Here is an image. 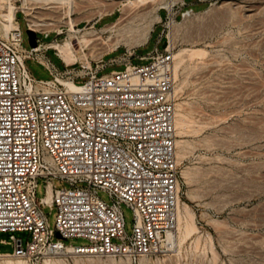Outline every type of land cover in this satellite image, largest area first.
I'll use <instances>...</instances> for the list:
<instances>
[{
	"label": "built area",
	"instance_id": "1",
	"mask_svg": "<svg viewBox=\"0 0 264 264\" xmlns=\"http://www.w3.org/2000/svg\"><path fill=\"white\" fill-rule=\"evenodd\" d=\"M174 5L165 14L172 21L195 13L185 0ZM15 21L0 33V231L9 233L0 242L13 245L0 255L72 250L136 260L162 251L177 230L180 198L173 47H161L160 35L144 54L127 49L120 69L91 61L62 70L40 37L24 45L17 11ZM28 58L49 76H37ZM46 204L57 209L54 228ZM123 204L134 212L131 231ZM73 237L88 242L65 241Z\"/></svg>",
	"mask_w": 264,
	"mask_h": 264
},
{
	"label": "rangeland",
	"instance_id": "2",
	"mask_svg": "<svg viewBox=\"0 0 264 264\" xmlns=\"http://www.w3.org/2000/svg\"><path fill=\"white\" fill-rule=\"evenodd\" d=\"M5 1L0 0V23L7 9ZM85 1L75 3L71 11L67 4L59 10L38 6L27 12L18 8L24 45L31 46L27 32L29 18L40 21L42 17H53L54 23L40 24L35 29L40 40L49 44L53 40L64 41L72 34L70 16L78 23L79 31L75 32L78 35L121 17L111 29L99 30L104 42L94 40L86 49L87 57L79 56L68 63L52 45L47 49L48 55L62 70H78L81 62L90 60L94 67L104 63V71H108L124 66L122 56L127 49L144 54L155 46L160 35L159 45L169 43L175 54L184 47L199 49L194 56L185 55L174 71L177 73L176 112L179 110L183 116L186 113L185 117L192 120L187 121L182 132L178 133L176 128L180 201L189 209L183 210L186 217L183 215L181 226L178 220L174 243L136 260L126 255L68 250L27 257L0 255V264L12 258L26 264H47L46 259L53 257L62 260L58 264H264V0H185L186 3L193 1L190 5L195 13L184 19L178 15L174 21L165 17L166 9L175 2L173 11H176L182 0H148L138 6L130 5L128 0ZM15 2L20 4L19 0ZM153 6L159 8L161 18L155 22L148 40L137 42V36L151 17L146 10ZM112 7V12L105 13ZM0 33L6 35L1 24ZM116 38H120V42L113 48L111 43ZM74 41L76 47H80L77 40ZM133 61L144 60L134 58ZM27 63L37 76H49L34 58H28ZM55 184L68 185L60 180ZM44 194V181L40 179L37 195ZM99 194L108 198L104 190ZM123 210L127 229L131 231L133 209L123 204ZM44 211L54 228L56 207L46 204ZM186 225L194 227L182 239ZM16 234L24 241L30 238L28 231H16ZM0 238H9V233L0 231ZM65 241L88 242L83 237ZM12 249V244L0 242V251Z\"/></svg>",
	"mask_w": 264,
	"mask_h": 264
},
{
	"label": "bare ground",
	"instance_id": "3",
	"mask_svg": "<svg viewBox=\"0 0 264 264\" xmlns=\"http://www.w3.org/2000/svg\"><path fill=\"white\" fill-rule=\"evenodd\" d=\"M16 0H6L5 2H7V9L6 11L2 14L4 17V21H1V26L3 27L4 31H5V34L8 32V30L14 26L15 24H17V22L15 21V16H16V11L17 9L19 8H22L24 9L25 11L29 12L33 7H38V6H41V7H45L48 8V10H59V8L64 5V4H67L68 7H69V11L72 10V6L75 4V3H81V2H84L85 0H19L20 1V4H17L15 2ZM148 0H128V3L130 5H137L141 2H146ZM4 2V3H5ZM86 2V1H85ZM159 2H162V1H159ZM142 4V3H141ZM154 4V3H153ZM77 5V4H76ZM79 5V4H78ZM170 5V4H169ZM252 5V4H251ZM172 6V5H171ZM254 6V5H252ZM6 7V6H5ZM166 7V6H165ZM240 8V7H239ZM248 8V7H247ZM250 8V7H249ZM35 9V8H34ZM64 9V8H63ZM114 9V7L108 9L105 11L106 12H112V10ZM253 9V8H252ZM148 15H151L150 19H149V22L143 26L141 32L139 33V35L137 36L138 37V41L137 42H144V41H147L151 32L153 31L154 29V24L156 21L160 20L161 18V14L159 13V8L158 7H152L151 9L149 10H146ZM26 12V13H27ZM71 13V12H69ZM241 13V12H240ZM254 13V11H252V14ZM249 14V12H248ZM70 15V14H69ZM127 15V13H126ZM240 15V14H239ZM144 16V15H143ZM243 16V15H242ZM1 17V16H0ZM126 17V16H125ZM40 18V17H39ZM121 17H119L116 21H114L113 23L111 24H105L103 26H101L100 28H97V29H92V30H89V31H86L80 35L76 34L75 32L79 31V28L77 26V22L74 21L73 17L70 16L69 17V31L72 32V34H70V36L64 40V41H60V40H53L49 43V45H52L54 47H56L58 49V51L60 52L61 56L68 62L70 63L72 60H75L77 59L79 56L81 57H87V47L89 45H91L94 40L96 39H102L103 41V38H102V35L100 34L99 30H104V29H108V28H112L113 26H115L118 22L121 21ZM132 19V18H130ZM129 19V20H130ZM53 17H42V19L39 20H36V19H33V18H29V26L31 28H34V29H37V26L40 25V24H52L54 23L53 21ZM57 22V21H56ZM50 27V26H49ZM127 28H125L126 30ZM130 29V28H129ZM131 30V29H130ZM129 30V31H130ZM61 32V31H59ZM124 32V31H123ZM124 35V34H123ZM74 39L77 40V42L80 44V47H76L75 45V41ZM243 39V38H242ZM122 40V39H121ZM173 40V39H172ZM126 41V40H125ZM262 41V39H261ZM104 42V41H103ZM119 42H120V38H116V40L111 43V45H113V48H116L118 45H119ZM227 43V42H226ZM110 44V43H109ZM231 44V43H230ZM112 47V46H111ZM254 51V50H253ZM199 52V49L197 48H192V47H184L182 49H180L179 51L176 52V56H177V61L176 64H175V70L174 71H177V67L178 65L180 64V61L183 59V57H185V55H193L194 54H198ZM213 59V58H212ZM219 59V58H218ZM86 61V60H85ZM183 61V60H182ZM203 61V60H202ZM87 62H91L90 60H87ZM208 62V61H207ZM214 67V66H213ZM212 68V66H211ZM177 75V73H175ZM230 78V76H229ZM258 94V93H257ZM259 95V94H258ZM180 107V106H178ZM184 108V107H183ZM178 109V108H176ZM181 109V108H180ZM182 111L184 109H181ZM184 112V111H183ZM177 113V117H176V128H177V131L178 133H180L179 131H181L187 121H192V120H188L185 115L186 113L184 114V116L181 114V112H179V110L176 112ZM191 123V122H190ZM193 124V123H192ZM188 125V124H187ZM190 126V125H189ZM192 126V125H191ZM186 128H189L188 126ZM185 130V129H184ZM183 131V130H182ZM181 131V132H182ZM182 143V140L179 141ZM179 146V145H178ZM183 147V146H181ZM186 147V145H185ZM180 149V148H179ZM181 150V149H180ZM179 150V151H180ZM184 150V149H183ZM186 150V148H185ZM182 153H185L184 151ZM181 153V154H182ZM180 154V155H181ZM178 155V154H177ZM180 159V158H179ZM51 196H52V193L51 191L49 192L48 196L46 197L47 200H51ZM178 220H179V226H181V222H182V219H183V210H187V204H183L181 203L180 201V198H179V202H178ZM189 209V208H188ZM185 212V211H184ZM188 213V212H187ZM185 216V215H184ZM186 217V216H185ZM189 218L191 219V216L189 214ZM187 222V220H186ZM190 222V221H189ZM188 223V222H187ZM186 223V224H187ZM184 224V223H183ZM186 227V228H185ZM191 227H194V226H191ZM191 227H188L187 225L184 226L185 228V231H184V236L182 235V239H184L185 237H187L190 233H191ZM193 229V228H192ZM176 235L175 234H170L169 235V238H170V241L171 243H174V239H175ZM8 256V255H6ZM5 257V255H4ZM56 258V257H55ZM13 259V258H12ZM12 259H5L7 261H4V264H26L27 262L23 261V260H17V261H13ZM57 259V258H56ZM53 259L52 258H47L46 259V263L47 264H58V261L60 262L61 259ZM27 261V260H26ZM62 261V260H61ZM45 264V263H44ZM62 264V262H61ZM64 264V263H63Z\"/></svg>",
	"mask_w": 264,
	"mask_h": 264
},
{
	"label": "water",
	"instance_id": "4",
	"mask_svg": "<svg viewBox=\"0 0 264 264\" xmlns=\"http://www.w3.org/2000/svg\"><path fill=\"white\" fill-rule=\"evenodd\" d=\"M27 32L29 34V39H30V43L32 46H36L37 45V31L31 27L27 28ZM164 45H166V42H164ZM57 236L61 237V233L58 231L57 232Z\"/></svg>",
	"mask_w": 264,
	"mask_h": 264
},
{
	"label": "crops",
	"instance_id": "5",
	"mask_svg": "<svg viewBox=\"0 0 264 264\" xmlns=\"http://www.w3.org/2000/svg\"><path fill=\"white\" fill-rule=\"evenodd\" d=\"M194 1H196V0H194ZM193 1H190L189 3H192Z\"/></svg>",
	"mask_w": 264,
	"mask_h": 264
},
{
	"label": "trees",
	"instance_id": "6",
	"mask_svg": "<svg viewBox=\"0 0 264 264\" xmlns=\"http://www.w3.org/2000/svg\"><path fill=\"white\" fill-rule=\"evenodd\" d=\"M154 30V29H153Z\"/></svg>",
	"mask_w": 264,
	"mask_h": 264
}]
</instances>
